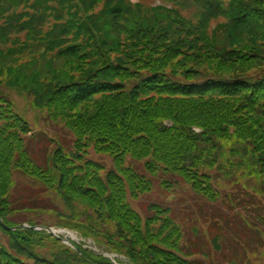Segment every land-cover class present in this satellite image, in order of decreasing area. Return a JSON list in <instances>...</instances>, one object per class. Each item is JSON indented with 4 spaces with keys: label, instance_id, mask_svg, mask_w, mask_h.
I'll list each match as a JSON object with an SVG mask.
<instances>
[{
    "label": "trees",
    "instance_id": "1",
    "mask_svg": "<svg viewBox=\"0 0 264 264\" xmlns=\"http://www.w3.org/2000/svg\"><path fill=\"white\" fill-rule=\"evenodd\" d=\"M2 66L0 264H112L30 227L129 264L263 263L264 0H0ZM177 189L192 202L133 207Z\"/></svg>",
    "mask_w": 264,
    "mask_h": 264
},
{
    "label": "rangeland",
    "instance_id": "2",
    "mask_svg": "<svg viewBox=\"0 0 264 264\" xmlns=\"http://www.w3.org/2000/svg\"><path fill=\"white\" fill-rule=\"evenodd\" d=\"M18 61L16 60H11L12 65H18L20 68H23L21 71V74L24 76H27L30 79H36L38 81H51L54 79V77H61L63 76V74L58 73L57 76V71H59V66L62 65L61 61H52V62H48L49 60H42L40 59H35L33 56H26L24 57L22 60H20V58H17ZM6 62V65H9L10 63H8V61H4ZM205 63L200 62L198 65H204ZM7 67V66H5ZM5 67H1V72L0 75H6L4 68ZM47 67H51L52 69H54L53 71ZM38 75V76H37ZM37 76V77H36ZM56 78V79H57ZM62 80V79H61ZM20 91V90H19ZM20 93V92H19ZM13 102L16 105V109L21 112V114H23L30 122H32L33 124L35 123V113H37V110H35V108L32 106V98H28L25 95H21L17 97L13 98ZM32 114V116L30 115ZM48 131L50 133H55L59 136H65L63 134H60L59 131L56 128H52L49 127L47 128ZM68 136L70 137V133L68 132ZM68 138V137H67ZM226 148L228 150V146L226 145ZM90 159L94 160L95 162H97L98 164L102 165L103 168L106 170L111 169V165H110V161L108 160L107 156L105 155H98L93 153H90L88 156ZM240 175H243L240 172ZM19 179H21V183H24L25 179L24 177H20ZM17 180V179H15ZM243 186L246 185L247 187H249L250 189H255L257 188V186L255 185V181H253V179L251 177H245L244 178V182L242 183ZM258 194L260 195H264V187L263 186H258V188L255 190ZM184 192V191H183ZM181 192L180 190H176L175 193H171L169 195H162V193H160L158 190L156 191H152L150 192L148 195L145 194L143 196H141V199L138 203L133 204V207L141 212V208L139 207L143 205V207L150 205V204H159V205H166L168 204L171 207H179L181 205V203H183V201L186 199L191 201V194L189 192ZM190 198V199H189ZM41 219L39 220V223L41 222ZM14 222H20V220H13ZM56 229V228H55ZM57 233L60 234H64V232L58 231L56 230ZM66 235V237L72 238L75 241L76 238L78 239V241L80 242H86L89 246L97 249L98 247H96V245L93 243L92 240H86L84 241V239L80 238V236L77 234H73V233H66L64 234ZM66 239V238H65ZM90 248V247H89ZM103 255L105 256H109V257H116L115 262L116 264L122 263V264H126L125 262V257L123 256H116L115 254H111V253H106L103 252ZM264 264V261L263 263Z\"/></svg>",
    "mask_w": 264,
    "mask_h": 264
}]
</instances>
